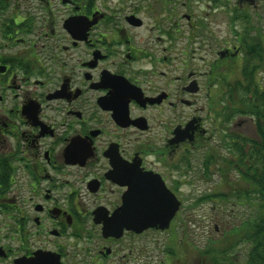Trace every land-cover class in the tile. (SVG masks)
<instances>
[{
	"label": "flooded vegetation",
	"instance_id": "af4514ba",
	"mask_svg": "<svg viewBox=\"0 0 264 264\" xmlns=\"http://www.w3.org/2000/svg\"><path fill=\"white\" fill-rule=\"evenodd\" d=\"M263 133L264 0H0V264H137Z\"/></svg>",
	"mask_w": 264,
	"mask_h": 264
},
{
	"label": "trees",
	"instance_id": "16d2710c",
	"mask_svg": "<svg viewBox=\"0 0 264 264\" xmlns=\"http://www.w3.org/2000/svg\"><path fill=\"white\" fill-rule=\"evenodd\" d=\"M260 137L249 150L239 148L234 152L233 171L242 184L239 182L236 188L233 182L222 181L227 191L203 196L206 201L247 207L249 212L225 232L227 236L208 238L201 247L195 245L193 258L179 250L178 243L168 245L162 264H264V133ZM222 169L226 174V168Z\"/></svg>",
	"mask_w": 264,
	"mask_h": 264
},
{
	"label": "rangeland",
	"instance_id": "374dc122",
	"mask_svg": "<svg viewBox=\"0 0 264 264\" xmlns=\"http://www.w3.org/2000/svg\"><path fill=\"white\" fill-rule=\"evenodd\" d=\"M225 176V175H224ZM240 177L232 172L230 177L225 176L223 181L233 182L234 187L241 183ZM205 179V178H204ZM203 180L202 191L205 193L227 191L225 184L219 180L218 176H212ZM235 183V184H234ZM242 184V183H241ZM205 196V195H204ZM204 197L196 206L194 214H180L174 221L170 230L164 232L150 231L137 238V264H162L167 253V246L177 244L179 250L187 252L190 257L197 247L204 246L208 238H221L227 236V232L233 224L239 223L241 215L249 212L247 207H235L223 204L220 200L206 201ZM229 236V235H228ZM189 258V257H188ZM123 262V261H122ZM183 257L181 258V263ZM119 264V263H117Z\"/></svg>",
	"mask_w": 264,
	"mask_h": 264
},
{
	"label": "water",
	"instance_id": "95a60500",
	"mask_svg": "<svg viewBox=\"0 0 264 264\" xmlns=\"http://www.w3.org/2000/svg\"><path fill=\"white\" fill-rule=\"evenodd\" d=\"M178 208L179 201L173 195L164 196L160 199L157 197L145 199L144 204L138 207L139 212L136 215L125 217L127 221L126 226L134 228L138 233H142L144 230L152 227H158L162 230L168 229ZM120 217L123 216L118 214L111 218V222H105L104 233L106 236H120L122 234V229L120 230L116 224L117 219ZM21 261L24 264H34L31 260Z\"/></svg>",
	"mask_w": 264,
	"mask_h": 264
}]
</instances>
